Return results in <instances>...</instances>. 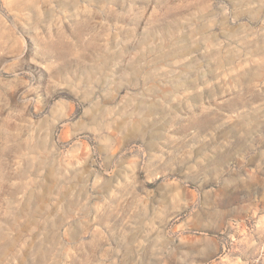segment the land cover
Returning a JSON list of instances; mask_svg holds the SVG:
<instances>
[{
  "label": "rangeland",
  "instance_id": "rangeland-1",
  "mask_svg": "<svg viewBox=\"0 0 264 264\" xmlns=\"http://www.w3.org/2000/svg\"><path fill=\"white\" fill-rule=\"evenodd\" d=\"M2 5L0 0V16L15 21L18 10ZM250 27L260 25L252 22ZM3 36L0 21V52ZM262 49L264 39L257 37L240 45V57L251 51L257 60ZM9 59L0 55V61ZM237 59L235 51L225 53L207 77L210 86L197 90L207 101L201 110L216 106L224 115L207 113L211 140L194 155L185 175L180 170L161 174L158 161L147 149L141 154V141L131 138L109 158L97 131L88 130L91 117L83 95L59 83L62 69H53L57 76L46 79L52 91L43 98L35 92L24 95L23 86H0V241L7 235L9 243L16 241L22 248L16 264H264V156L249 155V145L264 136V77L257 76L256 64L236 72ZM66 67L76 70L74 62ZM102 103L107 107L111 101ZM242 156L247 161L243 168ZM205 167L231 185L218 188L214 203L205 209L212 229L203 231L189 222L184 230V219L160 223L166 184L190 180ZM129 173L143 199L118 208ZM187 187L193 190L191 183ZM157 201L161 207L148 216L132 211ZM169 228L171 235L166 234Z\"/></svg>",
  "mask_w": 264,
  "mask_h": 264
},
{
  "label": "clouds",
  "instance_id": "clouds-1",
  "mask_svg": "<svg viewBox=\"0 0 264 264\" xmlns=\"http://www.w3.org/2000/svg\"><path fill=\"white\" fill-rule=\"evenodd\" d=\"M2 7L18 11L15 21L0 16L4 29L0 55L10 57L0 61V86H23L24 95L35 92L43 98L52 91L46 79L57 76L53 69H62L59 83L83 95L86 115L91 117L88 130L97 131L98 143L109 158L125 138L139 140L141 154L147 149L161 174L180 170L185 175L194 155L211 140L207 113L224 115L216 106L201 110L207 101L197 90L210 86L207 77L215 71L213 64L235 51L236 72L256 64L257 76L264 77V49L257 60L251 51L240 57V45L264 39V0H16L15 4L3 0ZM252 22L260 27L252 29ZM217 27L220 33L213 31ZM73 62L76 70L67 71ZM102 101L111 104L106 107ZM258 154L264 156V136L249 145V155ZM239 159L243 168L246 158ZM230 186L214 176L211 167L197 169L190 180L168 182L160 196V223L184 219V230L191 223L210 231L213 225L205 209L214 203L218 188ZM121 188L118 208L143 199L131 173ZM160 207L159 201L146 202L132 211L148 216ZM9 240L6 235L0 241L3 264H16L22 248Z\"/></svg>",
  "mask_w": 264,
  "mask_h": 264
}]
</instances>
